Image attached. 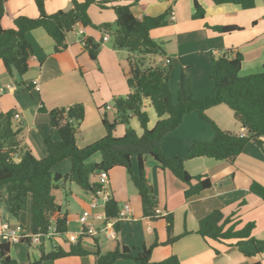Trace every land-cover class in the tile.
<instances>
[{"label":"crops","instance_id":"1","mask_svg":"<svg viewBox=\"0 0 264 264\" xmlns=\"http://www.w3.org/2000/svg\"><path fill=\"white\" fill-rule=\"evenodd\" d=\"M71 1L46 0L45 12L51 15L69 10ZM109 1L110 6L130 5L133 15L139 19L165 13L175 15L174 20L168 18L169 25L153 30L151 37L164 51L163 56H157L154 60L163 64L165 59H170L173 65L170 85L176 101L180 98L187 101L192 96L200 99L213 93L214 86L210 79L212 58L223 56L225 50L242 54L241 75L264 71V0H256L252 9H243L236 4L216 5L212 0ZM196 3L205 12L201 19L194 18ZM6 9L7 16L2 21L5 29L13 28V21L18 17L36 19L40 15L36 0H7ZM89 16L94 26L113 24L117 19L113 9L102 10L95 5L90 7ZM223 26H237L242 30L221 34L214 29ZM79 30H83V35L79 34ZM88 37L102 44L96 61L85 50L83 39ZM28 39L32 56L31 69L27 74L22 77L16 73L9 75L0 61V90L3 91L0 94V113L14 110L15 114L20 115L19 120L15 119V125L22 128L20 149L31 150L38 159L45 158V137L53 135L58 139V135L48 113L43 114L42 109H69L79 104L85 107L86 114L79 123L77 146L82 149L104 138L107 133L103 116L106 115L111 123L117 119L116 110L107 111L105 107L113 104L115 108L119 98L133 93L127 83L131 54L116 49L111 31L93 26H79L69 33L67 49L62 53H55L54 41L43 30L30 33ZM34 82H38L40 91L35 89ZM143 111L148 113L149 129H153L159 119L150 100H144ZM207 117L221 130L241 133L246 130L235 119L234 112L225 105L210 109ZM128 127L139 136L143 134L136 118L130 120ZM128 127L118 128V137H123ZM214 135V127L199 114L192 113L185 117L177 130L164 138L162 150L167 157L183 158L195 141H210ZM262 140L264 142V138ZM100 161V156L93 159V162ZM65 162L56 168L63 175L70 173L72 168V163L66 166L68 164ZM132 163L136 172L137 160L133 158ZM185 168L193 177L207 176L213 187L187 200L185 192L188 186L170 171L160 169L154 159H148L146 175L154 189L161 214L155 220L144 216L141 197L127 170L115 168L110 171L112 199L118 203L119 209L125 204L131 205V220L116 226L117 238L114 240L101 234L96 238L95 245L91 238H86L82 244L93 255L66 257L47 264H96L94 254L97 251L106 254L121 246L141 250L155 244L158 246L153 249L152 261L157 263L174 255L181 264H264V200L251 192L254 182L264 186V145L250 143L234 164L201 157L186 162ZM92 182L96 183L97 178L94 177ZM58 186L54 191L55 197L61 201L58 204L62 212L67 214L69 234L74 233L80 229L78 219L85 210L90 209L93 195L71 182L63 181ZM60 196L64 197V203ZM214 211H221L226 218L232 219L226 229L234 225L236 230H242L247 224H254L252 237L257 242L249 239L240 242L232 240L225 244L206 241L198 234L199 224ZM170 216L173 217L174 236L180 238L169 246L164 243L168 239L166 217ZM30 220L29 211L22 214L20 220H12L3 211L0 212V223L9 221L28 226ZM66 236L56 240L58 247H68ZM12 247L11 257L19 263L28 264L41 258L38 251L36 255H31L22 247L14 250ZM259 249L262 251L259 252ZM53 250L51 244L44 253L49 254ZM115 264L136 263L123 260Z\"/></svg>","mask_w":264,"mask_h":264},{"label":"trees","instance_id":"2","mask_svg":"<svg viewBox=\"0 0 264 264\" xmlns=\"http://www.w3.org/2000/svg\"><path fill=\"white\" fill-rule=\"evenodd\" d=\"M45 1L36 0L39 17L36 19L18 17L14 19V27L5 29L2 25L7 16V0H0V61L5 65L7 73L24 76L30 69L32 48L28 35L37 30L45 31L55 43V53L67 49V35L77 27H97L112 31L116 49L126 50L131 55L128 59L130 73L128 86L133 93L126 98H119L115 103L117 119L113 123L103 116L106 136L101 140L85 147L77 146L79 128L74 122L83 121L86 109L83 105H75L69 109H54L42 112L48 113L51 124L58 139L48 135L44 139L47 156L36 158L31 150L20 149L19 136L22 128L15 125V111L0 113V212L5 211L9 218L20 220L22 214L30 210V227L33 233H47L54 223L62 237L69 234L67 230L68 217L62 212L54 191L61 182H71L87 193H96L101 186L93 183L101 171L110 173L115 168L127 170L131 182L138 191L143 207V214L151 220L157 219L158 200L146 175V164L149 158L155 160L159 168L170 171L178 180L188 186L185 198L192 199L200 196L213 187L207 176L193 177L185 168L186 162L206 157L234 164L250 143L263 146L264 138V71L247 76L241 75L243 56L232 50H225L223 56L213 57V72L210 79L213 82V93L210 96L196 99L193 96L187 101L175 100L170 85L171 66L158 64L154 59L163 56L162 47L152 39L151 32L169 25L168 18L172 13L158 17L139 19L131 11L130 5L110 6L109 0H72L71 7L66 11L55 14L45 12ZM216 5L236 4L243 9H252L256 0H212ZM102 10L113 9L117 16L113 24L94 26L89 16L91 6ZM204 10L196 3L195 19L204 17ZM221 34H231L242 30L237 26L214 28ZM85 50L94 61L101 51L102 44L93 38H84ZM152 63L148 65V61ZM144 100H150L158 122L149 129L148 113L143 111ZM225 105L233 112L235 119L248 130V137H242L241 132L224 131L218 128L207 117V112L217 106ZM197 113L211 124L215 135L210 141H195L185 157H167L162 150L164 138L177 130L189 114ZM132 118L138 119L143 134L139 136L135 130L127 128L123 137H115L117 126L129 125ZM97 156L100 162H93ZM136 158L138 169L133 170V158ZM70 160V173L63 175L56 171L62 163ZM251 192L264 200V186L254 182ZM118 203L112 199L106 208L109 218H115L119 212ZM221 211H214L202 219L198 234L206 241L220 243L246 239L257 242L252 237L254 224H247L242 230H236ZM167 241L164 245H173L180 237L174 236L173 217H166ZM18 224V223H12ZM86 239V238H85ZM82 239L78 244L67 248L60 246L49 254H43L39 260L28 264H47L66 257H84L93 255L83 246ZM95 245L96 238H91ZM158 244L151 248L130 249L127 246L117 247L114 251L101 254L97 251L96 264H115L119 261H133L136 264H181L176 256H171L162 262L152 261V252ZM12 245L0 248V264H23L11 257ZM262 249H259L261 252ZM219 254L218 251H216ZM261 264V263H257Z\"/></svg>","mask_w":264,"mask_h":264},{"label":"built area","instance_id":"3","mask_svg":"<svg viewBox=\"0 0 264 264\" xmlns=\"http://www.w3.org/2000/svg\"><path fill=\"white\" fill-rule=\"evenodd\" d=\"M172 20L175 19L173 14ZM79 34L83 35V30H79ZM167 64L171 61L167 60ZM35 89L40 91V86L38 82H34ZM11 89L10 86H8ZM3 91L0 90V94ZM106 110H116V108L111 105L106 106ZM15 119L19 120L20 115L15 114ZM242 137H248V130L241 133ZM98 185L101 188L93 193V199L90 203V209L85 210L78 219L80 229L74 233L68 234L67 242L76 245L82 239L85 238H97L101 234L107 239H116V226L123 221L131 220L132 208L130 204H125L118 212V216L115 218H109L106 212L108 203L112 200V192L110 188V176L106 171H101L97 177ZM161 216L157 212V217ZM63 234H59L56 224L51 225L47 233H33L30 227H26L22 224H12L9 221L0 223V248L3 245H18V244H28L31 248L38 250V253L43 256L45 254L46 244L50 243L53 249L58 248V243L56 240L62 238ZM42 248V251L39 250Z\"/></svg>","mask_w":264,"mask_h":264},{"label":"rangeland","instance_id":"4","mask_svg":"<svg viewBox=\"0 0 264 264\" xmlns=\"http://www.w3.org/2000/svg\"><path fill=\"white\" fill-rule=\"evenodd\" d=\"M112 31L113 32H111V35L113 36V34L115 33V31H116V26H114L113 28H112ZM113 38H114V36H113ZM161 46V45H160ZM167 60H170V59H165L164 60V63L162 64V65H164V66H171V73H170V77H171V74H172V71H173V65H171V63L170 64H167L166 63V61ZM171 61V60H170ZM213 61V60H212ZM148 63V65H150L151 63H152V60H150L149 59V61L147 62ZM187 81V80H186ZM108 105H110V104H108ZM111 106H113V104H111ZM105 110H106V107H105ZM43 114H45V112H42ZM49 115V114H48ZM50 117V116H49ZM112 118H113V116H112ZM51 120V119H50ZM126 127H128V125H125V124H120V125H118L117 126V129H116V132L114 133V136L115 137H118V128H122V129H126ZM129 128V127H128ZM57 133V132H56ZM58 134V133H57ZM57 134H56V136H57ZM134 159H136L135 157H134ZM65 164H68V165H66V166H70L71 165V161L70 160H67L66 162H65ZM70 164V165H69ZM63 166V165H62ZM63 168L64 167H62V171H63ZM58 171H60V168H59V170ZM61 198H62V200L64 199V197H62V196H60ZM57 201H58V203H60L61 204V201L58 199V197H57ZM63 203H64V200H63ZM4 213H5V211H3ZM29 212H30V210H29ZM6 214V213H5ZM12 220H14L13 218H12ZM158 222H161V221H157V223ZM102 236V235H101ZM100 236V237H101ZM66 238H67V236H66ZM61 239V238H60ZM63 240H61V242H62ZM60 242V243H61ZM51 246V244L50 243H47L46 244V249L45 250H48V248ZM16 247H19V248H21V249H25V250H27V252L28 253H30L31 255H36L37 254V252L36 251H38V250H36V249H34V248H31L28 244H20V245H18V246H13L12 247V250H14V249H16ZM39 250H41L42 251V248H39Z\"/></svg>","mask_w":264,"mask_h":264},{"label":"water","instance_id":"5","mask_svg":"<svg viewBox=\"0 0 264 264\" xmlns=\"http://www.w3.org/2000/svg\"><path fill=\"white\" fill-rule=\"evenodd\" d=\"M80 122H81V121H79V122L75 121V122H74V127H75V128H78Z\"/></svg>","mask_w":264,"mask_h":264},{"label":"clouds","instance_id":"6","mask_svg":"<svg viewBox=\"0 0 264 264\" xmlns=\"http://www.w3.org/2000/svg\"><path fill=\"white\" fill-rule=\"evenodd\" d=\"M67 237H68V235H67Z\"/></svg>","mask_w":264,"mask_h":264}]
</instances>
